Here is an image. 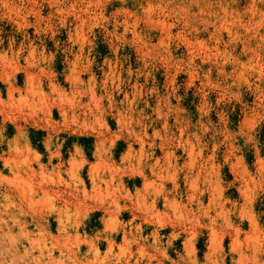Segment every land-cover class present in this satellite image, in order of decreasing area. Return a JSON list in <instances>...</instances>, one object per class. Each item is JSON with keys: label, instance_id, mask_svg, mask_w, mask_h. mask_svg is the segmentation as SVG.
<instances>
[{"label": "rangeland", "instance_id": "374dc122", "mask_svg": "<svg viewBox=\"0 0 264 264\" xmlns=\"http://www.w3.org/2000/svg\"><path fill=\"white\" fill-rule=\"evenodd\" d=\"M0 214V264H264V0H0Z\"/></svg>", "mask_w": 264, "mask_h": 264}, {"label": "bare ground", "instance_id": "6f19581e", "mask_svg": "<svg viewBox=\"0 0 264 264\" xmlns=\"http://www.w3.org/2000/svg\"><path fill=\"white\" fill-rule=\"evenodd\" d=\"M157 160H158V159H157ZM144 183H145V182H144ZM147 183H148V182H147ZM147 183H146V184H147ZM2 214H3V213H2ZM2 214H0V215H2ZM3 223H4V220H3V219L1 218V216H0V224H1L0 226H2ZM0 228H1V227H0Z\"/></svg>", "mask_w": 264, "mask_h": 264}]
</instances>
